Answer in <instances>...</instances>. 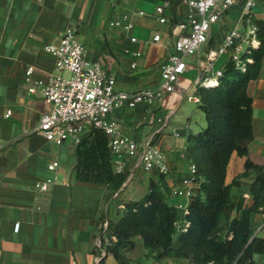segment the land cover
I'll return each instance as SVG.
<instances>
[{"label": "crops", "instance_id": "crops-1", "mask_svg": "<svg viewBox=\"0 0 264 264\" xmlns=\"http://www.w3.org/2000/svg\"><path fill=\"white\" fill-rule=\"evenodd\" d=\"M159 5L165 23H160L155 13ZM186 11L180 0H0V105L11 110L8 119L0 120L4 145L0 153V264H95L93 249L100 218L117 220L124 202L143 197L151 182L160 186L168 203L183 215L189 199L176 197L173 191L182 186L188 173L185 140L189 132L205 125L198 103L184 95L200 75L206 49L217 45L236 10L230 11L220 32L188 58L187 70L173 92L111 112L120 135L137 143L154 134L158 137L167 158V175L139 171L128 180L131 160L120 158L118 169L111 156L113 171L126 176L119 188L76 179L75 145L47 141L36 131L50 105L39 93L28 94L23 78L28 65L34 67L33 78H44L53 71L54 59L44 46L72 27L86 47V58L112 75L117 89H153L160 81L159 65L178 33L175 23ZM254 12L255 18L264 19V0L257 2ZM124 14L131 28L109 25ZM154 33H159L158 41L152 40ZM131 37L136 41H130ZM136 52L141 54L136 56ZM247 93L252 99V141L246 156L232 153L226 169V181L238 182L230 189L231 200L244 195L245 205L252 201L249 188L255 177L253 171L242 174L245 161L264 169V57L258 77L247 85ZM52 161L58 163L55 182L41 193L35 183L51 175L46 167ZM233 215L240 218L242 213ZM16 223L18 229L14 230ZM251 224L254 233L264 237L261 213L251 215ZM134 242V248L125 253L129 264H188L184 258L152 261L145 258L141 238L134 237ZM177 245L174 237L173 247ZM252 259L254 264H264L262 254H254ZM102 264L118 262L108 255Z\"/></svg>", "mask_w": 264, "mask_h": 264}, {"label": "trees", "instance_id": "trees-1", "mask_svg": "<svg viewBox=\"0 0 264 264\" xmlns=\"http://www.w3.org/2000/svg\"><path fill=\"white\" fill-rule=\"evenodd\" d=\"M250 23L256 28L257 43L241 55L244 70L229 60L223 75L212 85L197 88L205 125L189 132L185 140V152L196 167L198 182L185 212L180 215L160 186L151 182L143 197L124 202L117 220L106 221V229L100 234L104 247L101 263L112 255L118 264H129L125 253L134 248L136 236L143 242L145 258L156 262L184 258L188 264H254V254L264 255V237L255 234L251 224L252 214L264 217V169L249 159L244 163L242 174H255L249 205H245L244 195L231 200L230 189L238 182L226 181L232 153L246 156L253 137L252 99L247 85L258 77L264 57V19L251 16ZM74 154L76 179L111 183L116 189L124 182L126 176L113 171L107 136L101 129L92 128L85 134L75 145ZM239 211L240 218L233 215ZM100 219L102 223L104 218ZM174 237L177 247H173Z\"/></svg>", "mask_w": 264, "mask_h": 264}, {"label": "built area", "instance_id": "built-area-1", "mask_svg": "<svg viewBox=\"0 0 264 264\" xmlns=\"http://www.w3.org/2000/svg\"><path fill=\"white\" fill-rule=\"evenodd\" d=\"M260 0H180L187 11L183 19L175 23L178 30L171 45V51L159 65L160 81L153 89L125 91L115 87V79L96 62L86 58V47L79 40L75 29L67 27L53 41L44 46V50L52 55L54 69L44 78H33L34 67L28 65L24 69L23 83L28 94L39 93L43 100L50 105L44 112L36 131L47 141L61 144L69 141L73 145L92 128L101 129L108 140L111 156L121 169L120 158L126 156L131 160L128 180L135 177L136 172L155 170L162 175L169 173V167L161 142L154 134L144 143H137L118 131V123L111 117L116 108L131 107L138 104L150 103L164 97L176 89L180 77L188 67V58L195 55L220 32V25L228 20L230 11L236 10L230 24L226 25L222 37L216 46L208 47L205 51L204 66L198 78L186 91V99L199 103L198 86H207L223 75V67L229 60L236 68L244 70L245 63L241 55L249 51V47L257 42L255 26L250 23L251 16L255 17V8ZM155 13L158 21L165 23L163 7L157 6ZM110 26L132 27L127 14L109 22ZM244 27L243 31L239 26ZM159 33H154L153 41L159 40ZM130 41H136L131 37ZM141 53L136 52V56ZM133 68L134 65H131ZM11 110L0 105V120L8 119ZM0 141V153L3 150ZM56 161L47 165L51 175L35 183V189L41 193L49 190L55 182ZM196 167L189 164L188 173L182 179V186L173 193L176 197H192L198 186L195 180ZM187 223H184V227ZM107 226L103 221L99 235L95 241L94 263L102 264L100 259L104 254L101 237ZM18 224L14 225V230ZM103 235V234H102Z\"/></svg>", "mask_w": 264, "mask_h": 264}, {"label": "rangeland", "instance_id": "rangeland-1", "mask_svg": "<svg viewBox=\"0 0 264 264\" xmlns=\"http://www.w3.org/2000/svg\"><path fill=\"white\" fill-rule=\"evenodd\" d=\"M239 29L243 31L244 27L242 25L239 26ZM194 122V121H193Z\"/></svg>", "mask_w": 264, "mask_h": 264}, {"label": "bare ground", "instance_id": "bare-ground-1", "mask_svg": "<svg viewBox=\"0 0 264 264\" xmlns=\"http://www.w3.org/2000/svg\"><path fill=\"white\" fill-rule=\"evenodd\" d=\"M257 42L254 43V45H256ZM214 83V81L210 82L208 85H212Z\"/></svg>", "mask_w": 264, "mask_h": 264}]
</instances>
